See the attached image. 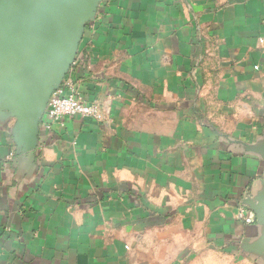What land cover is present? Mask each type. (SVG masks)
<instances>
[{"label":"crops","instance_id":"0c3cea01","mask_svg":"<svg viewBox=\"0 0 264 264\" xmlns=\"http://www.w3.org/2000/svg\"><path fill=\"white\" fill-rule=\"evenodd\" d=\"M99 9L50 92L98 119L29 146L0 97V264H264V0Z\"/></svg>","mask_w":264,"mask_h":264},{"label":"water","instance_id":"95a60500","mask_svg":"<svg viewBox=\"0 0 264 264\" xmlns=\"http://www.w3.org/2000/svg\"><path fill=\"white\" fill-rule=\"evenodd\" d=\"M100 1L0 0V68L14 70L9 74L14 82L0 91L1 104L18 119L21 142L33 146L34 127L48 109L53 85L71 67ZM239 206L264 223L262 196L246 197Z\"/></svg>","mask_w":264,"mask_h":264},{"label":"built area","instance_id":"2783aa9c","mask_svg":"<svg viewBox=\"0 0 264 264\" xmlns=\"http://www.w3.org/2000/svg\"><path fill=\"white\" fill-rule=\"evenodd\" d=\"M100 9L98 11V14ZM91 27V23L87 24ZM79 117L99 118V107L96 104H88L83 99L75 94L56 93L51 96L48 104V109L45 115L47 129H51L53 125L58 124L63 127L64 121L67 118ZM248 210L240 206L239 218L245 220L247 224H252L254 220L247 218L245 213Z\"/></svg>","mask_w":264,"mask_h":264}]
</instances>
